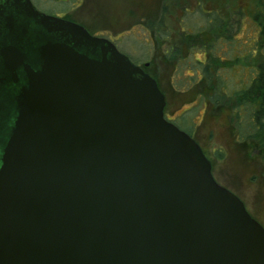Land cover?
<instances>
[{
	"label": "water",
	"instance_id": "95a60500",
	"mask_svg": "<svg viewBox=\"0 0 264 264\" xmlns=\"http://www.w3.org/2000/svg\"><path fill=\"white\" fill-rule=\"evenodd\" d=\"M165 102L109 39L0 0V264H264Z\"/></svg>",
	"mask_w": 264,
	"mask_h": 264
},
{
	"label": "rangeland",
	"instance_id": "374dc122",
	"mask_svg": "<svg viewBox=\"0 0 264 264\" xmlns=\"http://www.w3.org/2000/svg\"><path fill=\"white\" fill-rule=\"evenodd\" d=\"M75 1L51 3L52 5L49 4L45 8L66 12L68 17L83 25L92 34H104L115 41L117 48L129 58L132 57L136 64L149 61L154 56L151 35L144 25L152 20L154 13H158L161 0H83L79 7L71 6ZM219 2L226 6L221 7ZM256 2L257 0H209V4H204L207 9H220L222 13H226L227 5L229 8L242 10L244 22L236 33V41H232V47L237 46L239 52L248 45L244 44L246 35L254 32L251 14L255 11ZM196 4V0H181L176 9L172 10L176 19L183 18L181 26L189 24L197 28L202 24L199 21L201 17L193 12ZM180 5L187 6L188 11L185 14ZM196 51L182 56L174 70L162 65L159 68L161 72L158 74V80L166 98L165 113L178 122L179 128L186 127L191 131L213 166L212 174L216 182L238 196L250 215L264 226V163L254 143H246L244 146L236 140L228 126L231 125L228 111L212 106L196 93V88L199 87L194 90L193 86L187 84V75L194 74L192 69L197 64L196 58L203 59V54ZM227 51L228 46L223 44L221 55L229 57V51L225 53ZM222 73L226 84L233 87L235 80L231 71L225 69ZM172 77L174 85L183 90L172 87ZM234 78H238L237 75H234Z\"/></svg>",
	"mask_w": 264,
	"mask_h": 264
},
{
	"label": "flooded vegetation",
	"instance_id": "af4514ba",
	"mask_svg": "<svg viewBox=\"0 0 264 264\" xmlns=\"http://www.w3.org/2000/svg\"><path fill=\"white\" fill-rule=\"evenodd\" d=\"M30 1L32 2L34 7L41 12L72 20V18L66 15V12H55V11L45 8L51 3H58V4L66 3L67 0H30ZM180 1L181 0H161L158 13H154L153 16H151L152 20L148 23H145L146 25H144L143 23L144 27L147 28V30L149 29L148 31L150 32L151 42L154 47V56L149 61L137 63V65H140L144 69L145 72H147L153 79H155L159 89L164 95V92L161 89V86L158 80V74L161 72L159 70L161 65L162 67H165V68L172 67L174 70L176 69L177 65H179L182 59V56H185L186 54L188 55L190 52L197 50L196 52L203 54V59L196 58L197 64L192 69L194 74L192 73V74L187 75L189 78L187 80V84L189 86H193L192 89L199 87V88H196L197 89L196 93H198L200 96H202L203 98H205L207 101L210 102L209 100L210 84H209V81L204 78V74L202 73V67L203 66L207 67L210 63L209 48H210V43L214 42L211 48H212V53H214V55L217 56V63H214V62L213 63L214 65L218 66V70H219L218 74L222 75L221 78H222L223 83L227 85V87L233 88V89H242V88L247 87L250 81L256 78L255 77L256 76V63L258 59V47H259L258 45V40H259L258 25L253 19V14H251V19L255 27L254 32L252 31L250 35H246L247 39L244 42V44L248 43V45L243 47V49H241L239 52L237 46H235L234 48L232 47V41H236L237 39L236 33L238 32L240 25L244 22L242 10H241L242 13L240 15L239 8L237 9L229 8V5H227L226 13H222L220 9H216V8H212L211 10L207 9V7L204 4H209L208 3L209 0H196L197 4L193 12L195 11L196 15L201 17L199 21L202 22V24L198 25L197 28H194V25L190 26L189 24H187V26H181V23L183 22V18L176 19L174 17V12H172V10L176 9ZM82 2L83 0H76L75 2L71 4V6L75 5V7H79L82 4ZM219 3L221 4L220 5L221 7L226 6L225 4H222V2H219ZM180 9L183 11V14H185L188 11L187 6L185 7L184 5H180ZM255 11H256V8H255ZM189 12L191 13V11ZM212 12H216L219 15V19L221 22V25H218L216 29L214 27L215 31L218 33L217 35H213L210 32V27H211L210 25H212L211 23L215 22V21H212V19L209 17V14ZM187 15L189 14H186V16ZM172 16L174 17V19H171ZM226 20H227V24L224 25ZM157 27L158 29H156ZM200 30L203 31V34H204V36L203 34L202 36H200V39L201 41L203 40L206 42V44H203V45H199L198 42L195 43L192 40L191 35H189V33L198 32ZM92 35L105 37L109 39L110 41H112L115 45H117L115 41L111 40L110 38H108L107 36H105L104 34L100 32L96 34H92ZM223 44L228 46L229 57L225 55H221ZM228 51L225 53H228ZM174 53L175 55H177V59L171 64V62L166 60L168 57L167 55L174 54ZM130 59L132 60L133 58L131 57ZM218 61H219V64H218ZM225 69L230 70L232 73L231 76L235 80L234 86L232 85L233 87H230V85L228 83L226 84L225 82V79L222 73V71ZM151 70H153V72H151ZM234 75L235 76L237 75L238 78H234ZM173 79H174L173 77L170 79V84H172V87H174L177 90H183L174 85ZM188 90H191V89H188ZM165 101H166V98H165ZM210 104L216 107V105H213L211 102ZM165 107H166V102L164 106L165 119L174 123L177 126L178 122L174 121L172 118H170L165 113ZM181 130L186 132L188 135H190L194 139L193 134L191 133L189 129L185 127V129H181ZM212 169H213V166L211 164V170Z\"/></svg>",
	"mask_w": 264,
	"mask_h": 264
},
{
	"label": "trees",
	"instance_id": "16d2710c",
	"mask_svg": "<svg viewBox=\"0 0 264 264\" xmlns=\"http://www.w3.org/2000/svg\"><path fill=\"white\" fill-rule=\"evenodd\" d=\"M255 6L256 11L253 13V19L258 25L259 35L256 78L242 89L227 87L222 81V75L218 74V66L214 65V63H217V56L212 53L211 48L214 42L210 43L209 48L210 63L207 67H202V73L210 84V102L220 110L228 111L229 122L231 121V125L229 124L228 126L230 130L232 129L236 140L242 143L241 145L246 143L253 145L254 143L257 146L259 157L264 163V0H257ZM241 13L240 10V15ZM209 17L212 21H215L210 25V32L213 35H217L218 33L215 29L218 25H221L219 15L216 12H212ZM226 24L227 20L224 25ZM200 31L189 33V35H191L195 43L198 42L199 45H203L206 42L201 41L200 36H202L203 31ZM167 56L166 60L171 62V64L177 59L175 53Z\"/></svg>",
	"mask_w": 264,
	"mask_h": 264
}]
</instances>
